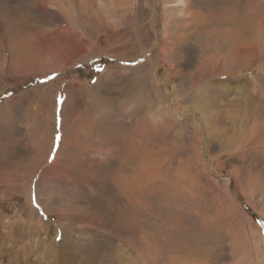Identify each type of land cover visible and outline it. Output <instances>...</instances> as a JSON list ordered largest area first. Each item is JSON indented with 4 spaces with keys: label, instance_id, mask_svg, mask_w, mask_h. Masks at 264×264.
Instances as JSON below:
<instances>
[{
    "label": "rangeland",
    "instance_id": "obj_1",
    "mask_svg": "<svg viewBox=\"0 0 264 264\" xmlns=\"http://www.w3.org/2000/svg\"><path fill=\"white\" fill-rule=\"evenodd\" d=\"M176 1L0 0V264H264V0Z\"/></svg>",
    "mask_w": 264,
    "mask_h": 264
},
{
    "label": "bare ground",
    "instance_id": "obj_2",
    "mask_svg": "<svg viewBox=\"0 0 264 264\" xmlns=\"http://www.w3.org/2000/svg\"><path fill=\"white\" fill-rule=\"evenodd\" d=\"M185 1H186V0H177V1H176V4H178V5L180 4V6H184L185 3H186ZM200 1H201V0H200ZM179 8H181V7H179ZM182 8H183V7H182ZM177 10H180V9H177ZM182 11H183V10H182ZM12 167H13V166H12Z\"/></svg>",
    "mask_w": 264,
    "mask_h": 264
},
{
    "label": "snow or ice",
    "instance_id": "obj_3",
    "mask_svg": "<svg viewBox=\"0 0 264 264\" xmlns=\"http://www.w3.org/2000/svg\"><path fill=\"white\" fill-rule=\"evenodd\" d=\"M57 139H59V136H57Z\"/></svg>",
    "mask_w": 264,
    "mask_h": 264
},
{
    "label": "trees",
    "instance_id": "obj_4",
    "mask_svg": "<svg viewBox=\"0 0 264 264\" xmlns=\"http://www.w3.org/2000/svg\"><path fill=\"white\" fill-rule=\"evenodd\" d=\"M78 73H79V71H78Z\"/></svg>",
    "mask_w": 264,
    "mask_h": 264
}]
</instances>
